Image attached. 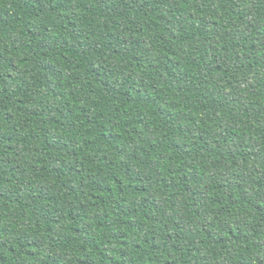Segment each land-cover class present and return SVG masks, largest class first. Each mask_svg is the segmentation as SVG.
Here are the masks:
<instances>
[{"label": "trees", "instance_id": "1", "mask_svg": "<svg viewBox=\"0 0 264 264\" xmlns=\"http://www.w3.org/2000/svg\"><path fill=\"white\" fill-rule=\"evenodd\" d=\"M0 264H264V0H0Z\"/></svg>", "mask_w": 264, "mask_h": 264}]
</instances>
